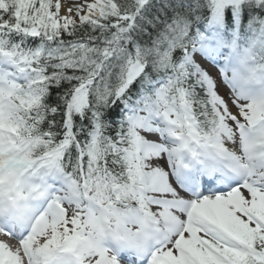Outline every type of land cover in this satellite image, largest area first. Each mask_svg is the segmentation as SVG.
Here are the masks:
<instances>
[{
    "label": "snow or ice",
    "instance_id": "snow-or-ice-1",
    "mask_svg": "<svg viewBox=\"0 0 264 264\" xmlns=\"http://www.w3.org/2000/svg\"><path fill=\"white\" fill-rule=\"evenodd\" d=\"M0 264H264V0H0Z\"/></svg>",
    "mask_w": 264,
    "mask_h": 264
}]
</instances>
